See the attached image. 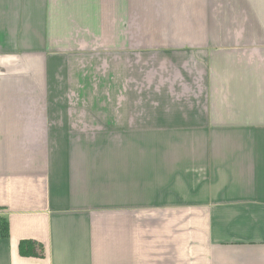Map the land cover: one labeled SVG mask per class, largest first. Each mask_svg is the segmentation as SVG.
Segmentation results:
<instances>
[{
	"label": "crops",
	"instance_id": "obj_1",
	"mask_svg": "<svg viewBox=\"0 0 264 264\" xmlns=\"http://www.w3.org/2000/svg\"><path fill=\"white\" fill-rule=\"evenodd\" d=\"M0 264H264V0H0Z\"/></svg>",
	"mask_w": 264,
	"mask_h": 264
},
{
	"label": "trees",
	"instance_id": "obj_2",
	"mask_svg": "<svg viewBox=\"0 0 264 264\" xmlns=\"http://www.w3.org/2000/svg\"><path fill=\"white\" fill-rule=\"evenodd\" d=\"M9 236V223L8 220L0 215V238H5Z\"/></svg>",
	"mask_w": 264,
	"mask_h": 264
}]
</instances>
